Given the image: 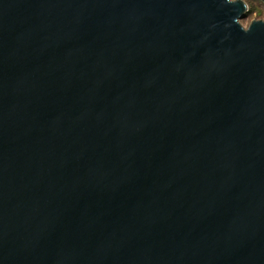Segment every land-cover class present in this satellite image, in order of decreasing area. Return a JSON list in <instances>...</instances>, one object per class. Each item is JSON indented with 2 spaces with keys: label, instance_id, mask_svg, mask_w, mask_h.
Masks as SVG:
<instances>
[{
  "label": "water",
  "instance_id": "water-1",
  "mask_svg": "<svg viewBox=\"0 0 264 264\" xmlns=\"http://www.w3.org/2000/svg\"><path fill=\"white\" fill-rule=\"evenodd\" d=\"M246 9L0 0V264H264Z\"/></svg>",
  "mask_w": 264,
  "mask_h": 264
},
{
  "label": "rangeland",
  "instance_id": "rangeland-1",
  "mask_svg": "<svg viewBox=\"0 0 264 264\" xmlns=\"http://www.w3.org/2000/svg\"><path fill=\"white\" fill-rule=\"evenodd\" d=\"M247 9L240 22L244 27H248L253 20L264 18V2L262 0H243Z\"/></svg>",
  "mask_w": 264,
  "mask_h": 264
}]
</instances>
